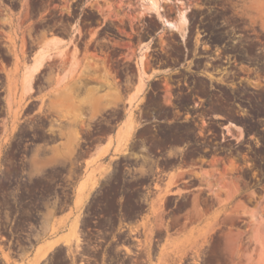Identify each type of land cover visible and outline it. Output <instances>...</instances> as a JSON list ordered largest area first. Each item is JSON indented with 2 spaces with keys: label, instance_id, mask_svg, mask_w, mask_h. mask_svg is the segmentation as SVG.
<instances>
[{
  "label": "rangeland",
  "instance_id": "1",
  "mask_svg": "<svg viewBox=\"0 0 264 264\" xmlns=\"http://www.w3.org/2000/svg\"><path fill=\"white\" fill-rule=\"evenodd\" d=\"M151 1L160 4L167 19L179 20L181 14L185 13L187 33L184 39L165 28L150 13ZM254 3L260 4L262 9H254ZM208 10L211 19H216L212 14L219 11V18L241 21V25L246 28L245 33L252 32L254 37L264 39V0H0V123L3 132L6 131L9 116L3 95L9 82L10 53L15 47L12 35L22 36V51L25 52L26 34L47 32L58 35L76 29L80 36L90 35L92 42L88 47L94 52L92 58L101 60L98 56L103 57V62H107L115 74L119 77L129 76L133 82L135 74L139 72L137 61L140 59L144 61L141 67L143 76L145 72L142 69L153 58L172 57L180 62L185 49L191 45L188 36L202 34L200 30L203 28V16ZM229 14L232 16L228 17ZM251 37L253 36H245ZM199 45L200 39L197 37L196 46ZM93 68L95 70L91 74L89 72L92 69L87 70L86 77L96 80L99 76L95 72L100 69L98 63ZM138 74L141 75L140 72ZM179 77L180 83L188 80L182 75ZM165 83L166 89L170 90L169 80L166 79ZM186 98L182 93L175 99L177 108L183 112L188 111ZM169 104L172 102L169 101ZM147 106L151 112L161 108L159 95H151ZM114 114L119 118L121 112L116 109ZM47 119L43 117L32 120L19 128L12 124V130L17 128L18 132L11 141L6 138L2 149L0 264H27L29 256L41 241L49 238L54 231H67L66 222L55 220L51 233H48L45 212L61 206L59 214H73L71 201L80 169L69 171L66 164L51 175L53 180H48L47 174L43 175L42 171L27 174L25 170L28 167L26 156L32 147L31 142L37 144L44 139ZM54 123L56 120L49 126L51 132ZM202 130L203 127H200L201 133ZM191 133L192 129L188 124L149 133L141 144V160L117 162L115 172L103 182L99 198L87 208V219L91 220V216L103 214L105 218L101 219L100 226L111 227L115 217L113 213L116 211L115 197L123 195L124 201L121 205L125 219L148 213L149 205L151 206V217L147 215L143 221L147 235L144 244L140 243L139 246L140 251L145 252V255L140 256L141 259L144 258L140 264H264V149L255 154L240 155L231 151L232 153L226 155L208 156L200 153L201 146L191 147L183 155V160L199 158L198 162L207 163L205 166L208 169L199 170L195 175L199 178L207 171L210 178L189 181L179 174L178 177L170 179L164 190L163 177H159V182L155 184L161 194L159 201L151 204L137 201V197L147 192L155 175L161 176L177 163L178 159L163 156L162 153L171 144L190 141ZM232 135L238 138L237 135ZM203 140L205 137L198 139ZM213 141H219V137L216 135ZM237 141L215 145L233 150V142ZM124 168L131 170L124 171ZM223 177H229L233 185L227 193L222 192L219 183V178ZM58 180L63 181L64 186L56 188L54 184ZM173 186H177L178 195L163 197L165 193L175 190ZM59 194L63 201L53 203L55 196ZM83 213L78 212L75 217L78 234ZM251 214L261 220L260 231L263 237L259 236L258 231V235L255 234L257 227L251 221ZM154 229L166 232L165 244L160 249L156 263L154 252L158 248L154 249ZM171 231H174L173 235L170 234ZM79 239V243L68 248L67 255L65 248L59 247L45 264H79L78 253L85 256L81 262L86 264L139 262H131L129 257L125 258L119 253V249L113 252V248L119 243L104 252L101 259L102 250L97 246L81 251L83 238H80V234ZM159 243L160 240L156 242ZM124 250L130 254L129 248Z\"/></svg>",
  "mask_w": 264,
  "mask_h": 264
},
{
  "label": "crops",
  "instance_id": "2",
  "mask_svg": "<svg viewBox=\"0 0 264 264\" xmlns=\"http://www.w3.org/2000/svg\"><path fill=\"white\" fill-rule=\"evenodd\" d=\"M11 37L13 38L15 47L11 49V65L8 68L9 82L6 84L3 95L5 107L9 110V116L7 119L6 131L3 132L2 124L0 123V129H2L0 138V158L3 146L6 143V138L11 141L18 132L17 128L24 124H28L32 120L43 117L48 118V126L45 129L44 139L37 144L31 142L32 147L26 156L28 167L25 170L27 174L42 171L43 175L47 174L48 180H53L51 175L59 171L60 168L66 164L68 165L69 171H71V169L74 171L77 168L80 169L78 175L79 179L74 186L75 196L73 195L71 201L73 214L70 215L69 212L59 214L62 208L60 206L49 210V212H45V216L47 217L46 230L48 233H51L55 220L57 222H66L68 228L70 224L75 221L77 213L83 211L84 213L79 221V234L80 238H83V243L81 244L82 249L85 250L92 244L87 231L90 222V220L87 219V208L91 207L90 204H92L95 199L99 198V192L103 182L115 172L117 162L120 160L140 159L139 157L142 156L140 154L142 151L141 144L149 133L151 134L158 129L188 124L189 119L185 112L174 109L170 117L162 116L154 119L149 114L147 106L151 95L158 94L162 106L159 108V112L163 113L164 106H169V101L174 103L175 99L180 94H186V81L180 83L179 76H188V65L186 61L179 64H160L150 60L149 64L142 69L145 75L143 76L141 72L143 82L141 90L136 96H133L132 101L129 102V95H133L139 83V72L135 74L134 81L131 82L129 76L119 77L115 74L113 68H110L107 62H103V57L98 56L101 60L92 58L94 52L88 47L89 43L92 42L90 35L80 36V34L76 33V29L58 35L47 32H39L31 35L26 34L25 52L22 51V36L20 34H15ZM54 38L59 40L60 45H57L58 42L56 43ZM60 40L65 44L63 45ZM51 41L55 42L57 45L54 54L55 57H59L60 54L61 57H65L66 59L63 58L64 60L61 61L62 58L59 59L60 57L55 58L53 56V61H46L43 65L44 68L42 67L38 75H35L32 82V84L34 83L33 86L31 85L34 92H26L27 96H24L25 91L23 92L21 84L24 71L31 65V58L36 50L38 51L40 47L43 48L47 46L48 42L50 45ZM124 42L123 40V43ZM63 50L67 55L63 54ZM57 52H61L62 54H58ZM122 57L123 61H125L124 56ZM54 58L58 62H55ZM67 61L69 64L71 63V66H69ZM62 62H66L67 64ZM97 63L100 69L96 71L95 74L99 77L96 80L88 76L86 77L87 70L92 69L89 73H93V70H95L93 66ZM74 64H77L75 65L77 67L76 69L73 66ZM104 65L105 68H103ZM64 74L65 76H62ZM63 77L64 79L61 80ZM166 79L170 82V90L166 89ZM198 81V89L201 90L202 78L199 77ZM9 97L12 102L10 100L6 102ZM201 97L202 96H200V98ZM7 103L10 104L9 109ZM33 107L34 109H32ZM116 109L121 112L119 118L114 114ZM63 115L65 117H62ZM54 120H56V123H54L52 127L53 132H51L49 126ZM13 121L14 123H12ZM12 124H15L17 127L15 131L12 130ZM131 125L133 127L132 129ZM128 128L131 129H129L130 132H128ZM191 147L190 141H181L169 145L162 153L163 156L176 158L178 161L169 171L161 176H154L147 192L143 194L144 200L147 203H156L161 198V194H159V191L155 187L156 182H159V177H163L162 184L165 190L170 179L178 177L179 174L184 175L185 179L192 181L199 179L196 177L195 172L208 169L205 166L207 163L198 162L199 158L187 161L183 160V155L187 153ZM93 159H95V161H92ZM130 170V168H124V171ZM74 176H76V173ZM86 177H88V181L92 188L89 194L84 196L82 203L77 205L76 190L81 181ZM54 186L60 188L64 186V183L58 180ZM173 188L175 189L174 191L167 194L165 193L164 195L167 197L177 196V186H173ZM123 197V195H117L114 200L116 211L113 214L117 216V220L112 231V240L118 239L122 234H126L132 241L129 246L124 244L123 247H128L130 249V254H127L123 249H120L119 253H123L125 256L131 258H136V253L138 252L136 248L139 247V243L145 242L147 233L143 226V221L145 220V216L148 215L151 217V206L149 205L148 213L142 218H131L128 220L120 215V206L123 202ZM62 201V195L59 194L55 196L53 203H60ZM66 232L67 231H57L56 234L60 236L64 235ZM157 233L160 234V243L158 251L154 256L155 263L160 254V249L163 244H165L166 240L165 231L162 229H154V237L157 236ZM170 234L173 235L174 231H171ZM36 247L29 256L27 264L35 262ZM59 247H64L67 255L69 247L59 245L48 253L44 260L41 259L38 264H45V261Z\"/></svg>",
  "mask_w": 264,
  "mask_h": 264
},
{
  "label": "flooded vegetation",
  "instance_id": "3",
  "mask_svg": "<svg viewBox=\"0 0 264 264\" xmlns=\"http://www.w3.org/2000/svg\"><path fill=\"white\" fill-rule=\"evenodd\" d=\"M218 9L222 8L218 7ZM210 14L208 10L203 16V28L200 30L202 34L188 36L191 39V45L185 49L184 57L180 62L172 57L153 58V61L160 64H179L186 61L188 65V76L184 77L188 79L185 84L188 111L184 112L189 119L188 125L192 129L190 145L193 148L201 146L200 153L208 156L226 155L232 153L231 151L240 155L255 154L264 149V39L254 37L252 32L245 33L246 28L241 25V21L233 22L232 19L219 18L221 16L219 11L212 14L217 17L216 19H211ZM231 16L232 14L228 15V17ZM246 35L253 37L245 38ZM197 37L200 39L199 46H196ZM199 77L202 78L201 90L198 89ZM174 109L179 110L176 102L164 106L163 113L159 112V108L155 112H151L148 108L149 114L154 119L162 116L170 117ZM200 127H203L202 133L199 131ZM228 131L232 133L228 134ZM232 134L237 135L238 138ZM216 135L219 141H213ZM225 136L230 138H221ZM199 137H205V140L198 141ZM235 140L238 141L233 142V150L215 145ZM137 201L147 203L143 195L137 197ZM120 208V215H122V205ZM145 214L144 212L132 218H142ZM91 218L87 228L92 242L89 248L97 246L101 249V259L103 253L114 247L115 243L119 245L113 248V252L117 249L128 248L123 245L129 246L132 239L126 234L112 240L116 215L111 227L100 226L101 219L105 218L103 214H96ZM159 235L157 233L154 237V249L159 246L156 244L160 240ZM136 249L138 250L137 257L129 258L131 262L139 261L138 264H140V261H144V258L141 259L140 256L145 255V252L140 251V247ZM155 254L156 252L154 256ZM77 255L80 259L79 264H86L81 262L85 256L80 253ZM121 255L125 256L123 253ZM91 260L95 259L91 258Z\"/></svg>",
  "mask_w": 264,
  "mask_h": 264
},
{
  "label": "bare ground",
  "instance_id": "4",
  "mask_svg": "<svg viewBox=\"0 0 264 264\" xmlns=\"http://www.w3.org/2000/svg\"><path fill=\"white\" fill-rule=\"evenodd\" d=\"M150 13H152L153 15H155L156 17H157V19L160 21V22H162L163 23V25H164V27L165 28H167L168 30H170V31H172V32H175V33H177V34H179V36L182 38V39H184L185 38V36H186V33H187V19H186V17H185V13H182L181 14V16H180V18H179V20L176 18V19H172V20H170V19H167L166 18V15H165V13H163V9L160 7V4H157L156 2H154V1H151L150 2ZM253 7H254V9H256V10H261L262 9V6L260 5V4H258V3H254L253 4ZM56 38V37H55ZM54 38V41L56 40ZM59 39V38H58ZM61 41V43H62V40H60ZM50 42V41H49ZM49 42L47 43L48 45L47 46H45V47H43V48H41L40 47V49L37 51L36 50V52L32 55L33 57L30 59L31 61H32V63H31V65L29 66V67H27L26 68V70L24 71V75H23V77H22V81H21V84H22V89H23V92L25 91V95L24 96H27L26 94V92H30V93H32V91L34 92V90H33V88H32V86H33V84H32V82H33V80H34V77H35V75L37 74L38 75V72L42 69V67L44 68V63L46 62V61H53L52 59H53V56L55 57V50H56V48H57V45H60V43H59V40H56V43H57V45H56V43L55 42H53V41H51V43H50V45H49ZM53 42V43H52ZM53 44V45H52ZM63 45L65 44L64 42L62 43ZM63 45H62V48H63ZM59 47V46H58ZM59 49V48H58ZM60 50V49H59ZM65 50V49H64ZM62 51L63 52V54H66L67 55V53H64L65 51ZM76 50V49H75ZM67 52V51H66ZM58 53V52H57ZM59 53H61V52H59ZM58 53V54H59ZM57 54V55H58ZM62 54V53H61ZM65 55V56H66ZM64 56V55H63ZM56 57H58V56H56ZM55 57V58H56ZM60 57V58H59ZM59 59H61V61L62 60H64L63 58H65V57H61V55L59 54ZM68 57V56H67ZM54 58V61L56 62L57 60ZM69 58V57H68ZM16 59H17V57H16ZM66 59V58H65ZM68 60V59H67ZM68 61H70V60H68ZM68 61H67V63H68ZM58 62V61H57ZM144 61L142 60V59H140V60H138L137 61V67H138V70H139V72L141 73V67H142V65L144 64L143 63ZM62 63H64V62H62ZM66 63V62H65ZM64 63V64H65ZM66 63V64H67ZM47 64V63H46ZM60 64H61V62H60ZM69 64V63H68ZM71 64V63H70ZM69 64V66H71ZM75 65H77V64H74L73 66H74V68L76 69L77 67L75 66ZM27 66V65H26ZM24 67V66H23ZM67 67V66H66ZM70 68V67H69ZM19 69V68H18ZM22 69V68H21ZM67 69V68H66ZM75 69H74V71H75ZM19 71H21V70H19ZM69 71V70H68ZM73 71V72H74ZM65 72H66V70H65ZM19 73V72H18ZM69 73V72H68ZM20 74V73H19ZM67 74V73H66ZM73 74V73H72ZM62 76H65V74L64 75H62ZM61 76V77H62ZM16 79V78H15ZM18 79H20V78H18ZM64 79V77L63 78H61V80H63ZM61 80H60V82H61ZM19 81V80H18ZM16 82V81H15ZM142 75H140L139 76V83H138V85L136 86V89H135V91L133 92V95H129V102H131L132 101V98H133V96H136L139 92H140V90H141V86H142ZM15 85V84H14ZM32 85V86H31ZM18 86V85H17ZM19 87V86H18ZM20 88V87H19ZM134 90V89H133ZM130 94V93H129ZM132 94V93H131ZM11 97V96H10ZM10 97L8 98V100L6 101V102H8L9 100L11 101V99H10ZM136 99V98H135ZM13 100V99H12ZM128 100V99H127ZM12 102V101H11ZM10 102V103H11ZM11 105H12V103H11ZM7 107H8V109L10 108V104L9 103H7ZM12 107V106H11ZM12 109V108H11ZM133 127H132V125H131V129H132ZM129 129L130 128H128V132H130L129 131ZM130 129V130H131ZM120 136V135H119ZM124 136H126V135H124ZM118 137V136H117ZM119 138V137H118ZM121 138V137H120ZM125 139V138H124ZM117 142H119V141H117ZM122 143H123V139H122ZM123 145V144H122ZM119 147V146H118ZM92 161H95V159H93ZM90 162V161H89ZM87 164H89V163H87ZM91 165V164H90ZM205 170V169H204ZM204 172H206V173H204L203 175H200L199 176V179L201 180V181H204V180H206V179H208V178H210V177H208V173H207V171H204ZM219 183H220V186H221V188H222V192L223 193H227L229 190H231V188H233V185H232V182L230 181V179H229V177H223V178H219ZM91 188H92V186H91V184H90V182L88 181V178H86V179H83L82 181H81V183L79 184V186L77 187V190H76V204L77 205H80L81 203H82V199L84 198V196H86V195H88L89 194V192H90V190H91ZM75 193V192H74ZM167 194V193H166ZM75 196V195H74ZM165 195H163V197H164ZM85 203V202H84ZM250 217H251V221L256 225V227H257V230L256 229H254V230H256V232H255V234H257L258 235V233L260 234L259 236H261L262 234H261V231H260V225H261V220L259 221L258 219H257V217L255 216V214H251L250 215ZM260 217V216H259ZM250 221V222H251ZM263 223V222H262ZM57 228V227H56ZM257 231H258V233H257ZM57 233V232H56ZM55 233V231H54V233H52L51 234V236L49 237V238H47V239H45V240H43L41 243H39V245L36 247V249H35V262L34 263H31V264H38L39 263V261L41 260V259H43L44 260V258L47 256V254L48 253H50L51 251H53L56 247H58L59 245L60 246H67V247H71V246H73V245H75V244H77V243H79V234H78V229H77V221H75V222H73L69 227H68V229H67V232L64 234V235H60V236H57V234ZM256 236V235H255ZM259 236L257 237V238H259ZM264 236V235H263ZM263 236H261V237H263ZM259 239H261V238H259ZM263 240H264V238H262ZM257 240V239H256ZM258 242H260V240H258ZM261 243V242H260ZM263 245V244H262Z\"/></svg>",
  "mask_w": 264,
  "mask_h": 264
}]
</instances>
